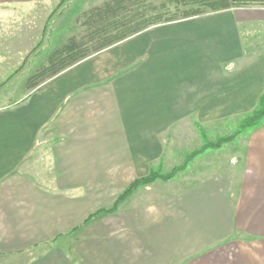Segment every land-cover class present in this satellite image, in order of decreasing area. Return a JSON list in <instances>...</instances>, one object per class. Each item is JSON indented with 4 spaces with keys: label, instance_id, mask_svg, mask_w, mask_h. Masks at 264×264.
<instances>
[{
    "label": "crops",
    "instance_id": "1",
    "mask_svg": "<svg viewBox=\"0 0 264 264\" xmlns=\"http://www.w3.org/2000/svg\"><path fill=\"white\" fill-rule=\"evenodd\" d=\"M107 1L0 0V264H264V123L224 168L140 187L81 226L264 93L255 8L151 27L27 88Z\"/></svg>",
    "mask_w": 264,
    "mask_h": 264
},
{
    "label": "trees",
    "instance_id": "2",
    "mask_svg": "<svg viewBox=\"0 0 264 264\" xmlns=\"http://www.w3.org/2000/svg\"><path fill=\"white\" fill-rule=\"evenodd\" d=\"M65 0H63L64 2ZM264 8V0H109L90 9L80 19L84 32L79 38L70 39L47 59V66L28 79L27 88H32L47 77H52L75 63L112 45L130 38L153 26L172 23L201 16L241 8ZM264 123V93L259 97L254 110L239 123L237 131L229 138L213 144L219 148L232 141L240 133L254 130ZM170 175L149 174L128 186L109 209L90 215L81 226L88 224L100 214L112 213L119 203L140 187L157 180H168ZM76 228L73 231H76Z\"/></svg>",
    "mask_w": 264,
    "mask_h": 264
},
{
    "label": "rangeland",
    "instance_id": "3",
    "mask_svg": "<svg viewBox=\"0 0 264 264\" xmlns=\"http://www.w3.org/2000/svg\"><path fill=\"white\" fill-rule=\"evenodd\" d=\"M90 1L91 4H99L103 2L104 0H88ZM107 1V0H106ZM148 1H159V0H148ZM89 3V2H88ZM241 9H251V8H241ZM255 9H264V8H255ZM75 10V9H74ZM218 13V12H217ZM212 13H207L201 16L197 17H202L205 15H209ZM193 17V18H197ZM193 18H188V19H193ZM186 19V20H188ZM168 24V23H167ZM163 25V24H161ZM158 26V25H157ZM154 27V26H153ZM19 71V70H18ZM16 71L15 73H17ZM19 88L15 90V93H18ZM245 118V117H243ZM243 118H240L238 120L234 121H225L224 124L219 127L217 130L216 136L214 135L213 132L216 131L214 127L209 128L208 131V136L205 137V134L201 133L200 138L202 140V146L196 150L195 147L191 148H186V150L183 153V160H180V157H178L176 160L173 162L175 163L176 166L173 168L170 167H165L164 169L159 168V169H152L151 172L155 174H160L162 176H168L170 175V179L168 180H157L161 182H167L176 179L177 176H184L189 173L191 169H200L197 167H203L204 164L208 166V168L216 169V168H224L227 162L229 161L230 155H233L235 153H238L241 148V142H242V136L243 134L249 132H244L240 133L238 136H236L232 141L223 144L219 148H212L210 146L204 148V144H213L217 142L218 140L224 139V138H229L231 135H233L239 126V123ZM213 130V132H212ZM193 150V151H192ZM238 151V152H237ZM225 164V165H224ZM170 169V170H169ZM188 181L183 182V186L188 185Z\"/></svg>",
    "mask_w": 264,
    "mask_h": 264
}]
</instances>
